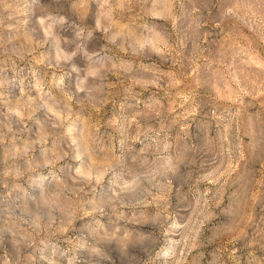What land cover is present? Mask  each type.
<instances>
[{"label":"rangeland","instance_id":"1","mask_svg":"<svg viewBox=\"0 0 264 264\" xmlns=\"http://www.w3.org/2000/svg\"><path fill=\"white\" fill-rule=\"evenodd\" d=\"M0 264H264V0H0Z\"/></svg>","mask_w":264,"mask_h":264}]
</instances>
